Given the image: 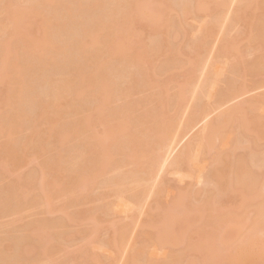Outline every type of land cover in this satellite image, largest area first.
<instances>
[{
  "label": "bare ground",
  "instance_id": "bare-ground-1",
  "mask_svg": "<svg viewBox=\"0 0 264 264\" xmlns=\"http://www.w3.org/2000/svg\"><path fill=\"white\" fill-rule=\"evenodd\" d=\"M220 1L218 11L210 13L214 21L203 30L206 43L229 3ZM262 5L264 9V0ZM202 8V0H0V217L22 221L27 208L43 209L32 220L1 223L0 233L6 236L0 235V264H56L52 256L64 237L58 229L91 210L85 204L93 185L110 190L102 195L105 199L98 196L103 204L97 211L111 219L115 235L110 244L122 254L130 225L140 222L130 212L145 213L162 194L167 181L162 175L170 168L174 174L184 172L182 180L196 178L203 185L181 192L175 203L176 209L182 205L181 214L157 197V239L180 245L195 230L203 243L160 263L150 258L145 243L129 250L128 259L264 264V150L258 151L244 134L252 133L255 116L248 113L256 103L223 108L249 91L242 81L245 74L264 70V53L254 54L264 44V12L249 24L252 31L259 28L257 38L254 33L248 37V50L254 49L256 56L247 59L227 39L224 49L235 54L224 62L227 76L221 86L219 54L215 64L203 60L199 36L186 43L191 51L201 49L194 58L174 43L179 34L173 31L183 27V16ZM172 11L177 17L166 22ZM144 20L152 30L145 47L140 45ZM157 54H162V64H154ZM181 68H186L184 79L170 93L167 80L172 82L174 70ZM197 72L200 82L194 78ZM145 88L149 94L142 97ZM238 146L246 151L236 155L232 148ZM224 147L230 151L223 155ZM41 150L54 152L38 167L23 171L28 157ZM224 159L227 165L218 168ZM128 161L135 162L134 168L117 167ZM8 165L16 176L4 181ZM108 166L114 167L110 175ZM40 171L50 179L41 178ZM55 199H67L59 208L62 216H53ZM116 214L119 220L110 218ZM91 217L95 232L100 221ZM176 224L183 225L181 235L173 234ZM10 232L12 240L4 238ZM81 238L85 243L79 251L88 264L94 259L88 233L81 232Z\"/></svg>",
  "mask_w": 264,
  "mask_h": 264
},
{
  "label": "rangeland",
  "instance_id": "rangeland-1",
  "mask_svg": "<svg viewBox=\"0 0 264 264\" xmlns=\"http://www.w3.org/2000/svg\"><path fill=\"white\" fill-rule=\"evenodd\" d=\"M202 1H203L204 8H202L201 10L197 12L194 9H192V12L183 16V27H180L177 30L173 31L174 34L175 32H178L179 34L178 37L174 40V43L176 46L182 47L183 52H189L190 53L189 56L191 58L197 57L201 49L203 48L204 53H205L203 55V60L210 59L211 63H214V64L216 62V59H215L216 55L219 54L220 60L216 63V65L219 67L220 70L222 67H224L222 69V72L220 73V76L218 77L220 79L219 84L222 86L224 84V79L227 76V66L225 65L224 62L226 59H228V61L231 59L233 60L234 59L233 57L235 54L234 51H226L224 49V45L227 42V39L232 38L233 40L231 41L232 44H237V46L243 49V54H245L247 59L251 57L253 58V56H256L254 55L256 53L257 55L261 54V52L264 53V44L255 53H254V49L248 50V41H249L248 37L250 36V34L254 33V35L257 38V35L259 33V28H255L253 29L255 31H252V26H253L252 23L254 21L253 20L254 18H259V17L261 18V16L264 15L263 14L264 9L262 7L263 6L262 0H243L241 1L242 2L241 4L239 3L240 0H229L228 6L225 7L224 13L222 15L220 22H218V24L216 22L217 28L214 30L215 33H213L212 38H210L207 43L204 42L205 36L203 35L205 32H203V30L205 31L206 28L209 27L208 25L212 24V22L214 21L213 19L211 20L210 13H212L214 10H216L219 7V4L221 3V1L220 0H202ZM239 4H240V8L238 7ZM218 9L216 11H218ZM236 9H238V12L236 11ZM177 13L178 12L176 11L170 12V15L165 17V21L168 22L170 20V16H173L174 18L177 17ZM249 24H251L252 26ZM151 33H152V30L148 27L147 21L144 20L142 30L140 31L141 39H143L140 42V45H142L143 43L144 44L147 43V41L149 40L148 39L149 35H151ZM196 36H199V37H196ZM195 37L200 39L201 49L199 48L197 50L191 51L186 45V43L188 39L190 41L191 39ZM142 46L145 47V45H142ZM252 52L254 54H252ZM224 55H225V58H223ZM152 58L157 59L154 64H159V63L162 64L163 62L162 54H157L155 56H152ZM152 58H149V61L153 63ZM183 58L186 59V57H183ZM184 73H186V68L174 70V76L172 77L173 81L171 82L170 80H167L168 88H170L169 90L170 93H174L177 91L180 82L184 79V77H182ZM199 74L200 72H197L194 78L195 80H199L200 82L201 79L199 78ZM242 81H246V86H247L246 89H249V91L248 90H247L248 92L244 91L242 96L238 98L236 97L235 98L236 100L233 99V101L228 102V104L226 103V105L222 107L226 108L232 105L243 107V105L247 106L249 105V103H254V102L256 103V107L254 108V110L249 111L248 113L249 115L255 116V118H252V122L250 125V128L252 129V133L245 132L244 134L247 138L251 139L253 145L256 143V149L258 151H263L264 150V70L253 72L248 75L245 74ZM167 89L165 88L162 89L163 95H168ZM147 94H149V90L148 88H145V90L143 91L142 94H140V96L146 97ZM190 101H191V105H193L194 100L192 99ZM239 105H242V106H239ZM216 112L217 111H215L214 114H216ZM187 113L188 112L185 113V116ZM238 127L239 126L237 125V122H234L231 127L232 132L236 133V130L238 129ZM99 129L101 130L102 128H99ZM92 135H94V133ZM71 140L72 138H69L68 140H66V142L71 141ZM223 149H224L222 152L223 155L226 152L230 151V149L226 147H224ZM232 149L235 151L236 155L242 154L246 151V149L243 146L233 147ZM53 152L54 150L52 151L41 150L35 155H30L25 163V166L23 167L24 168L23 171L27 172L31 170L32 168L38 167L43 162V160L46 159L48 155H51ZM63 154L66 155V153H63ZM223 165L225 166L227 165V161H225V159L223 162L217 163V166L220 169H223ZM134 166H135V162L128 161V162L118 165L117 167H120L122 170H129V169L134 168ZM113 168L114 167L108 166L106 168V174L110 175L113 171ZM10 170H11V165H8L5 168L4 181L14 179V177L16 176L13 173H11ZM172 170L173 169L170 168L166 171V173L162 175L163 176L162 179L166 178L167 181H165L166 184H164V190L162 191V194L160 196L158 195L157 197L160 198L159 201L163 205L165 206L167 204L170 206L172 205L173 208L176 209L177 206L175 203H176V200L179 198V196H181L182 191H186L187 188L189 191L190 190L195 191V190H198L203 184L198 183L196 178L194 179L186 178L182 180L180 177L185 175V173L182 171L177 173L178 171L177 172L175 171V174H174V171ZM43 175H45V177H47L48 180L50 179L48 173L43 174V172L40 171L39 176H41L42 178ZM189 181H191V183ZM188 182L191 185H188ZM149 185L147 183L146 186H149ZM89 189H90L89 196H86L88 198L86 200L85 205H87L91 210L86 214V216L84 215L81 218H77L75 221H72L70 225H68L67 227H60L58 229L59 234L63 235L64 237L61 236L59 238L57 248L52 256V260L55 261L56 264H86V262L84 261L82 257V254L79 251V249L85 243V240L81 238V232L88 233V236H89L88 246H89L91 254L94 257V259L88 262V264H96V261H100L102 264H145L143 262H137L138 260L130 261L128 259V253H127L129 250L134 249V248H139L141 247V245H144L145 243L148 246L150 258L153 259L154 262L160 263L166 259L171 258L174 252H178L182 248H186V251L188 254L191 251H194L193 250L194 248L192 249V246L202 245L203 243V237L199 238L195 230H192V231L190 230L188 237L185 240L184 244L177 245L175 244V241L173 239L171 240L172 243H169V244L160 243L157 239L158 227L156 225L159 222V218H158L159 216H157L158 214L153 215L154 206L155 204H157V200H158V198L156 197V200L155 199L154 201L152 200V202L149 203V206L148 207L146 206L147 209L145 208L146 210H144L145 211L144 214H143V211L142 213L136 212V211L135 212L132 211V213L130 212V214L134 213L133 216L130 215V217L136 218V220L139 218L140 222L134 223V224L132 223L130 225L129 230H128V235H127V241L125 245L123 246L124 252L122 251V254L121 252L118 253V250L112 244H110L112 238L115 235L114 226L111 223H109L111 219L108 220L109 219L108 215L103 214V212L101 213L97 211V206L99 205L100 201L102 203L103 202L102 200L105 199L103 198L102 195L108 194L107 192H109L110 190L106 186L98 187L96 185L89 186ZM98 196H102V200H99ZM155 196H151V198L153 199V197ZM107 197L110 200L111 198L114 199V197H111V196L110 197L107 196ZM66 201L67 199L66 200H63V199L54 200L53 207L56 211L54 212L53 216H62L64 214L63 212L60 211L59 208L63 206L66 203ZM104 203H105V200H104ZM87 206L86 208H88ZM42 210L43 209L39 205H37L34 208H27L23 212L24 219L22 221L15 220L13 216H2L0 217V229H1V226L3 227L1 223H7V222L23 223L24 220L26 219L28 220V218L31 219V217L33 218V217L39 216ZM75 210L73 209L72 212H75ZM175 211L176 212L178 211L181 214L182 205L178 206V208ZM139 213H140V216H139ZM119 214L124 216L122 212H120ZM121 215H119V217L122 218ZM251 215L252 217L255 218V212L252 211ZM91 216H96L100 221V228L95 232H93V226H94L93 221L94 220ZM126 216L129 217V215L127 214ZM115 217L116 219H118V215L114 217H110V218H115ZM128 217H124V218L128 220L130 218ZM161 219L162 217L160 218V222H161ZM182 226L183 225L181 224L174 225L173 234L181 235L183 233V231L181 230ZM145 230L148 232V235H145ZM230 231L232 234L234 233L235 235L236 232L234 231L236 230L232 228V230ZM68 233L72 234L70 238H66V235ZM149 233H151L150 238H149ZM0 235H2V237L6 236L5 233H0ZM12 237H13V233L10 232L8 234V237H4V238L12 240ZM195 252H196L195 254L196 259L201 261L199 257L200 253H198L197 251ZM142 257H143V254L137 255V258L139 259H141ZM42 264H52V263L48 261Z\"/></svg>",
  "mask_w": 264,
  "mask_h": 264
}]
</instances>
